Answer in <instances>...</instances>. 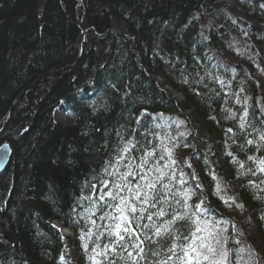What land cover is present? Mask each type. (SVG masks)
Returning a JSON list of instances; mask_svg holds the SVG:
<instances>
[{
    "label": "trees",
    "instance_id": "trees-1",
    "mask_svg": "<svg viewBox=\"0 0 264 264\" xmlns=\"http://www.w3.org/2000/svg\"><path fill=\"white\" fill-rule=\"evenodd\" d=\"M75 5L0 0V145L7 141L13 149L0 172V264H95L89 260L95 233L110 221L100 219L106 209L91 215L95 225L79 215L91 207L87 197L109 190L101 181L117 177L104 169L128 141L134 147L119 172L127 163L139 172L135 158L153 147L159 156L162 139L176 145L175 170L187 180L174 181L172 191L196 188L198 177L202 187L188 203L205 200L209 219L229 221L221 227L230 264H264V191L247 186L264 176L238 175L239 164L228 155L245 169H255L249 156H264V148L246 143L257 138L254 130L264 131V0H83L84 37ZM170 91L184 100H173ZM57 110L66 122L55 119ZM213 171L227 190L221 195L243 208L227 207L215 195ZM90 228L86 251L80 235ZM176 228L186 235L191 222ZM110 240L99 237L98 250ZM170 242L151 248L163 259Z\"/></svg>",
    "mask_w": 264,
    "mask_h": 264
},
{
    "label": "snow or ice",
    "instance_id": "snow-or-ice-1",
    "mask_svg": "<svg viewBox=\"0 0 264 264\" xmlns=\"http://www.w3.org/2000/svg\"><path fill=\"white\" fill-rule=\"evenodd\" d=\"M220 83L223 84L224 82L220 81ZM239 102L237 100V103ZM159 115L163 116V114ZM235 115L234 112H230L229 118H234ZM247 115V109H245L240 117L241 129L245 128ZM227 131L232 132V129ZM254 131L257 132V138L247 140L246 143L254 146L259 152L261 148H264V131ZM184 146L188 147V145ZM8 147V145L3 146L5 153ZM133 147L132 141H128L120 149L115 163H109L108 167L104 169L107 175L115 176L117 179L111 182L102 180L103 188L109 190L102 192L96 199H93V196H96L95 191H93V195L87 197L91 201V207L87 213L79 214L86 216L91 224L95 225L96 221L91 220V215H94L97 210L106 209L100 219L110 221L104 225L103 231L95 233L97 240L93 241L94 247L89 255V260L94 261L95 264H101L96 258L102 256L106 259L111 257L108 259V264H117V260L120 261V264H141L142 261L144 264H230V250L227 248L228 238L223 235L227 232V228L221 227V224L227 225L229 221L209 219V209L205 206V200H200L195 206L188 203L196 195L197 189L202 187L198 177L193 176L197 185L196 188L185 187L183 191L179 189L175 192L172 191L174 181L180 185L187 184L184 173L177 174L175 170L176 160L173 159V149L176 145L173 144V148H169L162 139V152L159 156L153 147L151 150H145L141 157L135 158L139 160V163L135 165L136 168L140 169L139 172L134 170L131 163L126 164L127 170L125 172H119L121 162L126 159V154L130 153ZM228 155L232 157L234 163L239 164L240 172L238 175L264 176V156H249L248 160L255 164V169H245L243 162L232 156L231 152ZM164 160L167 162L161 165L160 162ZM204 162L205 164L208 163L207 160ZM109 169L114 171H109ZM209 175L216 182L215 195L221 199L225 206L244 207L237 203L234 196L221 195V192L227 190L222 187L221 181L214 171L209 172ZM133 176L139 177L138 183L133 184L128 179ZM166 180L167 182H165ZM247 186L258 191H264V180H261L260 183L249 180ZM92 188L95 189V185ZM256 198L261 199V197ZM173 202L183 211L173 208ZM165 206L168 210L165 209ZM193 207L195 211L192 210ZM151 209L154 211H150ZM201 215H203V219H201ZM165 217L169 218L164 219ZM145 220L147 223L144 222ZM157 220L160 223H157ZM189 221L192 230L186 235L179 233L176 225ZM76 223L78 221H73V224ZM132 225H136V227H132ZM233 227L235 228V225ZM149 233L151 234L149 235ZM105 234L111 238L110 243L105 244L102 250H98L100 249L99 237ZM93 235L91 228L86 234L82 232L80 235V239L85 241L83 248L86 251L88 249L86 237L90 240ZM165 239L171 242L166 253H164L165 258L161 259L162 252L153 251L151 245ZM146 242L149 246L147 250ZM243 251H247V249L239 250V252ZM149 255L153 257L151 261L147 259ZM60 259L63 261L65 257L62 255Z\"/></svg>",
    "mask_w": 264,
    "mask_h": 264
},
{
    "label": "water",
    "instance_id": "water-1",
    "mask_svg": "<svg viewBox=\"0 0 264 264\" xmlns=\"http://www.w3.org/2000/svg\"><path fill=\"white\" fill-rule=\"evenodd\" d=\"M83 1V0H82ZM81 2H78V4H76L75 6V14H76V17L78 19V24H79V27L82 29V32L84 31L83 30V24H82V21L78 18V7L80 6ZM83 49V44H82V48ZM63 68V67H61ZM35 90V88H34ZM174 99L175 100H180L182 101L184 99V97H182L180 94H175L174 95ZM2 130V128H0V131ZM4 145H8V150L7 152L5 153V151L3 150V146ZM12 154H13V149L11 147V144L8 143V142H3L0 146V172H2L3 170H5L8 165L10 164V161H11V157H12Z\"/></svg>",
    "mask_w": 264,
    "mask_h": 264
},
{
    "label": "rangeland",
    "instance_id": "rangeland-1",
    "mask_svg": "<svg viewBox=\"0 0 264 264\" xmlns=\"http://www.w3.org/2000/svg\"><path fill=\"white\" fill-rule=\"evenodd\" d=\"M78 18L80 19V17H79V15H78ZM81 20V19H80ZM234 64H237V63H235L234 62ZM171 92V97L172 98H174V95L175 94H180V95H182L181 93H178V92H174V91H170ZM179 102H180V100H178ZM185 115L189 118V120H191L192 118L190 117V114L188 113V112H186L185 113ZM55 119L56 120H61V121H63V122H66V114H64V113H62L61 111H59V110H57L56 111V113H55ZM179 125H181V129H184L185 130V128L182 126V124L181 123H179ZM193 126L195 127V128H199V126L195 123H193ZM5 142H7V141H5ZM181 155H182V158H181V160L182 159H184V154L183 153H181ZM198 204V203H197ZM58 225V224H57ZM64 232H65V235L66 236H68V235H70L71 233L70 232H68V230H64Z\"/></svg>",
    "mask_w": 264,
    "mask_h": 264
},
{
    "label": "bare ground",
    "instance_id": "bare-ground-1",
    "mask_svg": "<svg viewBox=\"0 0 264 264\" xmlns=\"http://www.w3.org/2000/svg\"><path fill=\"white\" fill-rule=\"evenodd\" d=\"M78 2H81V4H80V6L82 5V3H83V1L82 0H76V4H78ZM76 6V5H75ZM80 6L78 7V9H77V11L79 10V8H80ZM77 18V17H76ZM82 21V20H81ZM77 23H78V19H77ZM83 24V23H82ZM79 25V24H78ZM82 30V29H81ZM83 30H84V27H83ZM85 30L82 32V34H83V37L85 36ZM83 44V43H82ZM81 48H82V45H81ZM51 72H47V73H45V74H43V75H41L40 77H39V79H37V80H35V82L33 83V85H36V83H38L40 80H42L43 78H45V77H47L49 74H50ZM182 97H184L183 95H181ZM173 100H175L174 98H172ZM184 100V99H183ZM182 100V101H183ZM175 101H177V100H175ZM186 112H188V110H184L182 113H186ZM0 128H2L3 129V126L2 127H0ZM1 146V145H0ZM66 231V230H65ZM68 232H70V231H68Z\"/></svg>",
    "mask_w": 264,
    "mask_h": 264
}]
</instances>
